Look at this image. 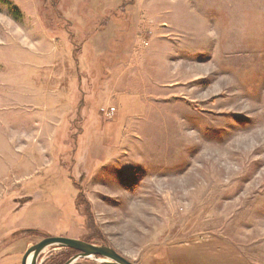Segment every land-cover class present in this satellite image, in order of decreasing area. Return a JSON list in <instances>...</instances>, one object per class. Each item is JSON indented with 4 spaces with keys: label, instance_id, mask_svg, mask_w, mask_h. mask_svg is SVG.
<instances>
[{
    "label": "rangeland",
    "instance_id": "rangeland-1",
    "mask_svg": "<svg viewBox=\"0 0 264 264\" xmlns=\"http://www.w3.org/2000/svg\"><path fill=\"white\" fill-rule=\"evenodd\" d=\"M176 1L0 2V264L50 236L134 264H264V0H187L192 29L155 62L144 9L169 21ZM118 93L139 105L128 119Z\"/></svg>",
    "mask_w": 264,
    "mask_h": 264
},
{
    "label": "crops",
    "instance_id": "crops-1",
    "mask_svg": "<svg viewBox=\"0 0 264 264\" xmlns=\"http://www.w3.org/2000/svg\"><path fill=\"white\" fill-rule=\"evenodd\" d=\"M174 4H175L174 6L172 5L171 7L167 8L169 21L166 19H161V18L158 19L157 18V16H161V13L158 12L159 9L156 7H153V8L149 7V8L144 9V13L146 15L156 17V20L154 19V21H156L158 25L156 23L152 24L153 30L149 35L150 40L148 41L147 46L141 50L140 54H143V55L150 54L151 56H153L155 58V59L153 58V60H155V62H156V48L158 49V48L163 46L161 41H164L163 39H166L165 37H166L167 33L171 32V33L179 34L177 38H181L182 36L180 35V33L186 32L187 29H192V27L189 26V23L187 22L188 14H190V15L193 14L192 6L187 5V0H180V1L178 0ZM218 7H220L219 4H218ZM137 38H139V37L133 38V42H132L131 47H134L139 42V40ZM119 41L121 42L122 40H119ZM168 41H169L168 45H170L171 47H173L172 44L174 42H176L174 39L173 40L168 39ZM140 54H138V55H140ZM130 61H131V58L129 57V60L127 61L128 63L126 64V66L130 65ZM125 63L123 61H120L118 63L113 64L114 65V67H113L114 71L112 72L111 70H109L108 74L103 79L104 83L100 89V92H101L100 96H102V93H107V92L111 91V88L113 87V86L111 87V85H112L111 83L113 81H115V89L117 87L119 88L120 81L123 78L124 74L126 73V67H124ZM118 95H119L118 96L119 97L118 102H119L120 108H121V109L119 108V112L117 114L119 116L118 120H122L123 116H125V115H127V119H128V117H130V116H128L129 114H127V113L129 111L130 112L137 111L139 105H138L135 97L128 96V97H125V99H124V96L121 95V93H118ZM105 126L106 125H98L97 126L99 131H103L102 137H104L106 135V130L111 127V126H106V127ZM91 132H92V130H91ZM106 151H107V147L102 149V152H100V156L102 155V153H104V159L101 160L96 165L93 173H96V171L98 169L106 168L108 166L107 160H108L110 154ZM99 160H97V161H99ZM203 257H204V255H203ZM206 264H208V263H206Z\"/></svg>",
    "mask_w": 264,
    "mask_h": 264
},
{
    "label": "water",
    "instance_id": "water-1",
    "mask_svg": "<svg viewBox=\"0 0 264 264\" xmlns=\"http://www.w3.org/2000/svg\"><path fill=\"white\" fill-rule=\"evenodd\" d=\"M51 245H60L77 251L66 264H73L83 257H104L108 264H134L109 245H98L81 239L55 236L46 237L28 248L23 256L22 264H38L41 254Z\"/></svg>",
    "mask_w": 264,
    "mask_h": 264
},
{
    "label": "trees",
    "instance_id": "trees-1",
    "mask_svg": "<svg viewBox=\"0 0 264 264\" xmlns=\"http://www.w3.org/2000/svg\"><path fill=\"white\" fill-rule=\"evenodd\" d=\"M1 1H4V0H0V2ZM17 10V9H16ZM73 253L74 254H76L77 253V251L76 250H74V249H68V251H66V253H64V258H63V261L62 262H60V264H65V262H67L68 261V259L73 255Z\"/></svg>",
    "mask_w": 264,
    "mask_h": 264
},
{
    "label": "built area",
    "instance_id": "built-area-1",
    "mask_svg": "<svg viewBox=\"0 0 264 264\" xmlns=\"http://www.w3.org/2000/svg\"><path fill=\"white\" fill-rule=\"evenodd\" d=\"M114 110H115V108H112V107H102L101 108L102 113L108 117L113 115L112 113Z\"/></svg>",
    "mask_w": 264,
    "mask_h": 264
}]
</instances>
